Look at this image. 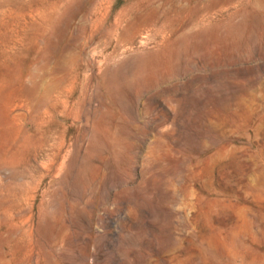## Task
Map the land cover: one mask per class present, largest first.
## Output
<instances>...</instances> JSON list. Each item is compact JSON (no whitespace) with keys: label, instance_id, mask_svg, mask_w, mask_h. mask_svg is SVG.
<instances>
[{"label":"rangeland","instance_id":"obj_1","mask_svg":"<svg viewBox=\"0 0 264 264\" xmlns=\"http://www.w3.org/2000/svg\"><path fill=\"white\" fill-rule=\"evenodd\" d=\"M0 264H264V0H0Z\"/></svg>","mask_w":264,"mask_h":264}]
</instances>
